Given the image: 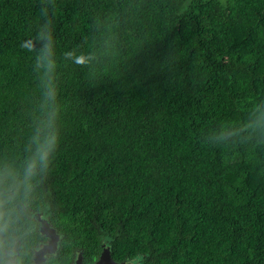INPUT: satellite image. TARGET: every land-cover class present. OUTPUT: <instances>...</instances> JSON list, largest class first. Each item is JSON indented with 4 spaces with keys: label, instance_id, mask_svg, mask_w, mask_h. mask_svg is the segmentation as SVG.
Listing matches in <instances>:
<instances>
[{
    "label": "trees",
    "instance_id": "16d2710c",
    "mask_svg": "<svg viewBox=\"0 0 264 264\" xmlns=\"http://www.w3.org/2000/svg\"><path fill=\"white\" fill-rule=\"evenodd\" d=\"M46 11V15L41 10ZM47 19L62 105L45 185L61 264H264V0H0V161L19 157ZM83 54L77 66L65 54Z\"/></svg>",
    "mask_w": 264,
    "mask_h": 264
},
{
    "label": "clouds",
    "instance_id": "9594fccd",
    "mask_svg": "<svg viewBox=\"0 0 264 264\" xmlns=\"http://www.w3.org/2000/svg\"><path fill=\"white\" fill-rule=\"evenodd\" d=\"M46 15L45 10H41ZM47 19L40 25L34 40L22 47L37 51L34 71L41 95L31 132L16 159L0 161V264H61L60 243L52 250L51 236L45 231L50 224L52 206L45 185L51 174L61 135L62 105L56 81L57 61L54 39ZM77 66H88L83 54H65ZM255 121L235 130H223L220 139L247 132H257L264 143V105H254ZM51 230V229H49Z\"/></svg>",
    "mask_w": 264,
    "mask_h": 264
},
{
    "label": "water",
    "instance_id": "95a60500",
    "mask_svg": "<svg viewBox=\"0 0 264 264\" xmlns=\"http://www.w3.org/2000/svg\"><path fill=\"white\" fill-rule=\"evenodd\" d=\"M45 231L48 232V234L51 236L52 250H55L57 243L60 240L59 235L56 234V232L53 229L49 230L48 225L45 226ZM76 264H81L80 257L77 260ZM94 264H124V263L123 262L118 263L113 261V259L111 258L109 248L103 246L101 254L99 255L97 261Z\"/></svg>",
    "mask_w": 264,
    "mask_h": 264
},
{
    "label": "flooded vegetation",
    "instance_id": "af4514ba",
    "mask_svg": "<svg viewBox=\"0 0 264 264\" xmlns=\"http://www.w3.org/2000/svg\"><path fill=\"white\" fill-rule=\"evenodd\" d=\"M48 227H49V229H53L55 232H56V234H58L57 233V231H56V229H55V227L53 226V223H52V221L50 220V224L48 225ZM59 235V234H58ZM60 237V236H59ZM104 245H102V247H103ZM101 254V253H100ZM99 254V255H100ZM79 257H80V259H81V264H88V263H86L87 261H86V259L82 256V254L80 253V252H76L75 253V256H74V258L70 261V263L69 264H76V262H77V260L79 259ZM99 257V256H98ZM98 257L93 261V263L92 264H94L96 261H97V259H98ZM112 258V257H111ZM121 263V262H120ZM123 263L124 264H134V262L133 261H123Z\"/></svg>",
    "mask_w": 264,
    "mask_h": 264
}]
</instances>
